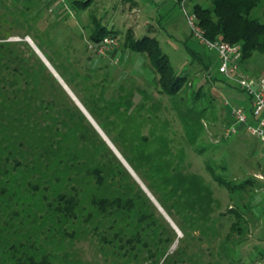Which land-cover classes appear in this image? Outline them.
Listing matches in <instances>:
<instances>
[{"label":"rangeland","instance_id":"obj_1","mask_svg":"<svg viewBox=\"0 0 264 264\" xmlns=\"http://www.w3.org/2000/svg\"><path fill=\"white\" fill-rule=\"evenodd\" d=\"M58 1L0 0V34H11L6 41L1 36L0 44L29 37L36 46L39 47L41 41L48 48L46 39L40 36L42 21L46 14L60 13L62 7ZM135 1L144 6L142 13L135 18L122 15L124 0H94L90 11L86 12L103 18V24L110 30L115 26L119 41L116 48L121 47L117 61L111 64L107 60L114 83L103 97L106 102L100 101L98 105L104 107L107 117L105 123L102 122L104 132L108 134L111 127L120 135L121 144L116 145L119 152L151 191L152 194L145 192L161 214L174 224L179 239L183 238L178 225L182 216L177 213H199L200 222L194 225L195 228L188 227L195 238L189 240L192 247L187 251L188 255L202 250L201 264L218 263L217 260L222 264H230V261L234 264H264L260 261L264 245L251 242L249 215L243 206L239 210L246 213V223H243L241 234L232 230L236 211L231 214L229 210L238 205L239 193L231 197L228 189L214 181L212 176L213 171L226 175L228 179L240 180L243 174L253 173L247 161V150L235 147L236 136L227 134L235 122L233 109L248 108L249 96L219 73L221 62L217 51L193 35L178 0H172L164 8L159 5L165 0ZM65 4V10H69L66 12L74 17L78 9H73L69 1ZM188 8L192 11V3ZM254 17L264 22V4L254 12ZM53 25L50 22V26ZM130 26H133L136 39L156 38L176 74L187 77L184 88L177 95L163 92L158 83L159 76L147 55L125 48ZM63 42L64 39L59 40L55 49L63 50ZM9 48L19 56L23 53L32 64L24 65L19 84L17 79L12 84L13 87L21 85L17 101L11 99L12 88L6 85L15 79L10 75L16 65L10 66L9 72L3 65L8 63L7 59L0 61V264H15L16 259L24 254L39 259L48 255L52 264H153L148 263L152 256L147 250L141 249L137 260L133 256L129 258L126 247L120 248V244L126 245V238L120 244L101 240L102 236L113 239L111 225L121 235L136 232L141 227L137 223V214L133 212L128 219L126 214L118 213L108 219L91 205L94 194L98 195V200L121 194L114 177L116 171H109L104 186L98 188L93 174L102 166L97 155L81 149L76 144L75 135L63 139L67 144L64 148L55 142L56 136L49 131L58 132V127L48 129L45 123L53 114L57 118V114L53 112L47 116V106L43 112L41 108L39 112L37 109L47 99L41 84L47 73L26 44L9 45ZM36 71L41 73V80ZM242 71L250 78L264 77V55L254 54ZM42 119L47 121L42 124ZM59 127L61 133L66 132L63 125ZM72 152L77 154V158L74 156L77 160H66L73 155ZM234 154L237 161L233 160ZM145 163H148L146 168L151 167L158 175L160 181L156 189L163 190L159 194L149 188L143 177L146 170L142 164ZM238 163L242 165L241 170ZM222 164L227 168L222 169ZM151 174L146 173V179H153ZM74 190L78 195L82 193L76 210L78 218L73 221L59 219L54 212L58 195L63 192L71 196L75 194ZM164 191L168 199L173 196L177 201L178 211L175 210L174 215L162 209L157 201ZM244 195L247 203L248 193ZM255 201L263 204L260 198ZM215 235L218 238L212 243ZM228 235H232L231 240ZM178 246L177 239L168 253L163 257L159 255L154 264H173L178 260L175 255L164 262ZM188 259L186 256V260H179V264H191Z\"/></svg>","mask_w":264,"mask_h":264},{"label":"trees","instance_id":"obj_2","mask_svg":"<svg viewBox=\"0 0 264 264\" xmlns=\"http://www.w3.org/2000/svg\"><path fill=\"white\" fill-rule=\"evenodd\" d=\"M66 1L70 2V6H72L73 9L77 8L81 12L82 10H88L94 0ZM191 3L192 11L197 16L198 24L204 30L206 38L211 41H222L233 45H241L242 68L245 67L250 59H252L254 54L259 53L261 55H264V22H262L259 18L254 17V12L256 10H259L260 6L264 4V0H191L190 4ZM6 25H9V23ZM90 27L91 34L88 37V48H86V50L88 49V51H94L90 49V45L98 46L106 37L117 38L118 36L117 31H115L114 28L110 30L103 24V21L101 19H98L97 17H93V22ZM1 36L3 37V40L6 41L11 37V34H0V37ZM5 41L0 44V50L2 54V56H0V61L3 59H7L8 63L6 64L4 62L3 65L5 66V69H8L9 72L10 66H12L13 64L16 65V67L13 68L14 71H12L10 75V77H14L15 79H11L7 84L5 83L9 88H12L13 97L11 99H16L17 101H19L17 99V94L21 92V85L18 86L16 84V86L13 87L12 84L15 83L16 79L18 83L19 77H22L21 71L23 70V66H30V64L32 63L27 57L24 56L23 53L19 56L14 52H11L9 45L15 46L18 45V43L21 45L26 44L31 53L36 56L42 68L47 73L46 80H44L42 83V80L40 79L41 73H38L36 71L38 75L40 74L38 76V79L41 80V84L43 85V92L47 97V99L43 101V105H40L37 108L38 112L40 108V110L42 111L44 110V106H47V108H45V110L48 111L47 116L49 114L52 115L53 112L57 114V118L53 114L52 118L49 117L50 121L46 122L47 120L42 119L41 123L43 124L44 122H46L45 125L48 129L52 128L53 126L58 127V132H49L56 136L57 139L55 142L59 143V146L61 144L64 148L67 144L63 139H65V137L75 135L77 140V143H75L80 146L81 149L84 148L87 151H90L93 155H97V160H99L98 162H100L102 166L101 168H96L93 174L95 176V185L98 188L104 186L105 178L108 176L109 171H116L114 177L115 179H117L116 185L118 186L119 190H121V192L119 191L121 194L117 195L116 197H105L99 200L97 197L98 195L94 194V197L91 200V205L103 215L102 217L108 219L112 218L118 213H120L121 215L126 214L128 219L132 216L133 212H136L137 214V223H139L141 227L136 232H126L121 235L120 232L114 231V225H111L110 228L113 234V239L110 240L107 239V237L102 236L101 240L107 243L118 242L117 244H120L122 243V240L126 238V245L120 244V248L123 249L126 247L125 249L129 258L133 256V258H136L137 260L140 254V250H147V252L151 253L152 256L151 260L147 262L154 264V262H156V258L159 255H161L162 257L165 256V254L168 253L167 250L169 249V247L178 239V248L172 254V256L168 255L164 263H166L168 259L171 260L175 255L176 257H178V260L174 261V263L176 264H179V260L184 262L186 260V256H189L188 260L191 262V264H201V259L203 260L204 256L202 254V250L200 252L196 251L192 253V255L187 254V251L192 247L189 243V240H195L192 234L189 233L188 227H194V225H197V222H200L198 220L201 218L199 213L195 211H184L177 213V216H182V219L178 221V225L182 230L181 232L183 234V238L179 239L178 233L173 228L171 223L165 218L163 214H161V212L158 210L151 198H149L145 190L136 181L134 176L125 168L122 162L119 161L114 152L109 148V146L102 139L96 129L91 125L87 117L69 96V94L65 91L59 81L48 70L46 65L38 58L35 52L32 51L29 44L24 40L19 42ZM46 41L48 48H45V42H39V47L40 49H42L41 51L47 57L56 71L61 75L64 81L70 87H72V75H68L63 71V69L66 67L67 62L65 61V58H70L72 57V55L69 54V52H66L64 54V50L58 51L57 49H55L54 39L50 40V38H48L46 39ZM124 46L125 48L130 49L135 53L147 55L153 69L159 76L158 83L164 93L173 96L182 91L186 84L187 77L176 74L174 68L170 64L168 56L164 54L160 47V43L156 38L145 36L141 39H136L133 31L130 30L128 31V34L126 36ZM94 54L98 55L95 51ZM8 84H10L11 87ZM38 93L40 94L39 90ZM84 104L88 111L92 113L99 121L101 128L105 130V128L102 126V122H104L103 120L105 118V114L103 112L104 107L100 106V109L98 107V104L93 109L88 103L85 102ZM248 116L250 124L257 125L256 120L253 118L252 110L251 114H248ZM49 122L51 123L47 125V123ZM60 124L66 128L65 133H61V128L59 127ZM74 156L76 157L77 154L73 153V155L67 157L68 159L66 160L76 161L77 157L75 158ZM146 164L148 163L142 164V166H144V170H146L144 171L143 177L146 180L149 188L152 190H156V193L159 194V192H162L163 190L160 191V189H156V185H158L160 181L159 179H157L158 175L156 171L151 169V167L146 168ZM151 166L155 168L154 165ZM221 167L222 169L227 168L225 164L224 166L222 164ZM150 172H152L151 176L153 178L151 180L146 179V173ZM212 176L214 181L219 183V185L221 186H225L228 189L231 197L233 195L234 197H236V193H239V198L237 196V198L240 200H238V205L235 204L232 209L229 210V212L233 214L236 211V222L234 223V226H232V230L234 233L241 234V230L244 227L243 223H246V219L244 218V216H246V213L244 214L239 209L242 206L243 208L247 207V203L244 201V194L248 193V188L250 184L253 183L252 179L254 178L252 177L249 180L237 182L234 179H228L229 177L227 178L226 175L216 174L213 171ZM74 192L75 194L71 196H67V194L63 192L58 195L57 200L55 201L57 205L54 208V212L57 214L59 219L63 217L68 221H73L78 218L76 210L81 203L80 198L82 197V193L78 195V193H76V190H74ZM110 192L112 193V190ZM173 198L174 197L172 196V198L168 199L166 196V191H164L163 195L161 194V196L157 200L158 202H160L159 205L161 204L160 207H163L172 215H174V211L177 210V201L173 200ZM116 219L117 218H114V220ZM210 221L211 224H215V222H212V220ZM206 228L209 227L206 226ZM125 235L129 237H126ZM217 238L218 236L215 235L211 242L213 243L214 239L216 242ZM231 238L232 235H228V239L231 240ZM149 239H151L150 242ZM152 249H154V251ZM217 261L218 263L208 262L206 264H222L219 263V260ZM229 263L234 264V262L232 261H230ZM15 264L52 263L48 255L43 256L39 259L33 255L24 254L16 259Z\"/></svg>","mask_w":264,"mask_h":264},{"label":"crops","instance_id":"obj_3","mask_svg":"<svg viewBox=\"0 0 264 264\" xmlns=\"http://www.w3.org/2000/svg\"><path fill=\"white\" fill-rule=\"evenodd\" d=\"M59 1L61 2L60 6L62 7L60 9V13H52V15L46 14V17L43 18L44 21H42L44 25H42L41 27L40 36L45 39H54V46L58 44L59 40L64 39V54L66 52H69L72 57L65 58V61L67 62L66 67L63 69V71L68 75H72V87H70L64 81L61 75L56 71V69L52 66V64L43 54L40 48L36 46L33 40L30 39L29 41L26 39L24 41L29 44L32 51L35 52L38 58L46 65L48 70L59 81L65 91L69 94V96L87 117L91 125L96 129V131L106 142L109 148L114 152L119 161H122L124 163L130 173L134 176V178H136L138 183L140 185L142 184L144 190L149 192L143 182L138 178L133 169L127 163L125 156L119 152L117 146L121 144L120 135L114 133L111 127H109V130H107L108 134H106L101 128L99 121L92 113L88 111L84 104L86 102L90 105L91 108L94 109L100 101L104 103L106 102L103 97L108 90H111L114 83L112 73H110V66L107 65V60L111 64L113 61H117V57H119L121 54V47L114 49L110 54L106 56L95 55L94 51H88V49L86 50V48H88V37L91 34L90 26L92 25L93 17L96 16L91 12L89 14L86 13L87 11H90L89 8L88 10H82V13H80L79 10H76L75 14L77 15L74 14V17H72L69 14L70 12H66L69 10H65L66 0ZM171 1L172 0L163 1L161 5H159V7L164 8L168 4H170ZM94 3L95 2L93 1L92 5ZM124 3V10L121 11L122 15L128 14L134 17L141 14L143 11L142 9L144 6L141 3L136 2L135 0H124ZM50 22H53V27L50 26ZM132 27L133 26H130L128 31H133ZM65 39L67 40L65 41ZM243 110H245L247 114H251V100L250 106L248 108H244ZM115 115L117 114L115 113ZM106 118L107 117L105 116L103 120L104 123ZM235 123L236 122H234L233 125H235ZM235 136V147L239 148V150H247V161H249L248 164L250 169H253V173L249 172L247 175L243 174L242 179L240 180L235 179L237 182H243L245 180H249L252 177L254 178L252 179L253 183L250 184L248 188V206L245 207L249 215L248 219L250 222L249 237L251 242H254L255 245H264V144L258 138L247 133L245 128L242 126L238 128V133L235 134ZM253 144L255 145L254 147H252ZM258 151L261 152L259 153ZM234 155L235 156L233 157V160L237 161V156L236 154ZM240 161L246 160L240 159ZM238 165H240L238 167L241 170L242 165L239 163ZM259 176L263 177V179H259ZM257 198H260V200L263 202L262 205H260V202L255 201V199ZM261 260L264 261V253L262 254V258L260 257V261Z\"/></svg>","mask_w":264,"mask_h":264},{"label":"built area","instance_id":"obj_4","mask_svg":"<svg viewBox=\"0 0 264 264\" xmlns=\"http://www.w3.org/2000/svg\"><path fill=\"white\" fill-rule=\"evenodd\" d=\"M184 15L187 18L189 27L193 35L204 42L210 49L216 50L221 62L219 72L229 82L235 84L239 89L245 92L252 104L253 118L257 125L249 122V116L243 109H233L232 115L235 118V125L229 128L228 135L238 133L237 125L245 128L246 132L258 138L264 144V77L250 78L242 71V47L241 45H233L222 41H211L205 36L204 30L199 26L197 16L193 11L189 10L191 0H178ZM27 40L30 41L28 37ZM119 45V41L115 37H106L98 46L90 45V49L94 50L100 56L110 54ZM259 179L263 177L259 176Z\"/></svg>","mask_w":264,"mask_h":264},{"label":"water","instance_id":"obj_5","mask_svg":"<svg viewBox=\"0 0 264 264\" xmlns=\"http://www.w3.org/2000/svg\"><path fill=\"white\" fill-rule=\"evenodd\" d=\"M170 222V221H169ZM172 226L174 227V224L171 222Z\"/></svg>","mask_w":264,"mask_h":264}]
</instances>
